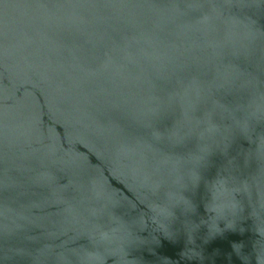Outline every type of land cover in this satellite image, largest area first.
I'll return each mask as SVG.
<instances>
[{"label":"water","instance_id":"95a60500","mask_svg":"<svg viewBox=\"0 0 264 264\" xmlns=\"http://www.w3.org/2000/svg\"><path fill=\"white\" fill-rule=\"evenodd\" d=\"M0 264H264V0H0Z\"/></svg>","mask_w":264,"mask_h":264}]
</instances>
